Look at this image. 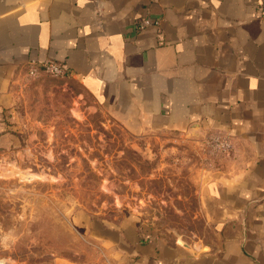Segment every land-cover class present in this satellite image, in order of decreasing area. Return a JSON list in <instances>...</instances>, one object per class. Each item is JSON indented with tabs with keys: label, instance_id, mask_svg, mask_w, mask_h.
<instances>
[{
	"label": "crops",
	"instance_id": "crops-1",
	"mask_svg": "<svg viewBox=\"0 0 264 264\" xmlns=\"http://www.w3.org/2000/svg\"><path fill=\"white\" fill-rule=\"evenodd\" d=\"M151 16L159 26L136 29ZM67 66L127 131L231 142L200 188L208 245L107 225L99 264H264V0H0V146L29 62Z\"/></svg>",
	"mask_w": 264,
	"mask_h": 264
},
{
	"label": "rangeland",
	"instance_id": "rangeland-1",
	"mask_svg": "<svg viewBox=\"0 0 264 264\" xmlns=\"http://www.w3.org/2000/svg\"><path fill=\"white\" fill-rule=\"evenodd\" d=\"M16 88L19 142L0 146V264L103 263L106 226L123 220L209 244L200 188L229 156L221 135H134L69 74L26 73Z\"/></svg>",
	"mask_w": 264,
	"mask_h": 264
},
{
	"label": "built area",
	"instance_id": "built-area-1",
	"mask_svg": "<svg viewBox=\"0 0 264 264\" xmlns=\"http://www.w3.org/2000/svg\"><path fill=\"white\" fill-rule=\"evenodd\" d=\"M161 23V19L156 17H151V16H146L142 19H140L138 22L135 23L134 27L136 29H143L149 26H159ZM29 67L27 69V74L30 76H34L37 75L38 73H40V71H46L49 72L51 74L57 75V76H64L65 74H68V70H67V66L65 64H61L55 61H40V62H36L34 60H31L29 63ZM216 140V144L220 146V144L222 146H224L225 151L230 150L231 148V142L229 140L228 137H221V136H217L214 137ZM223 138V139H221Z\"/></svg>",
	"mask_w": 264,
	"mask_h": 264
}]
</instances>
